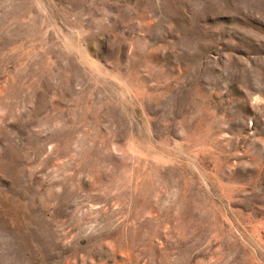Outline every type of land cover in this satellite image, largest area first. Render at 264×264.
Segmentation results:
<instances>
[{
	"label": "rangeland",
	"instance_id": "1",
	"mask_svg": "<svg viewBox=\"0 0 264 264\" xmlns=\"http://www.w3.org/2000/svg\"><path fill=\"white\" fill-rule=\"evenodd\" d=\"M0 264H264V0H0Z\"/></svg>",
	"mask_w": 264,
	"mask_h": 264
}]
</instances>
